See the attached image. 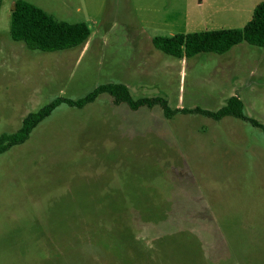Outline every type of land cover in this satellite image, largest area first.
Returning <instances> with one entry per match:
<instances>
[{"label": "rangeland", "instance_id": "rangeland-1", "mask_svg": "<svg viewBox=\"0 0 264 264\" xmlns=\"http://www.w3.org/2000/svg\"><path fill=\"white\" fill-rule=\"evenodd\" d=\"M15 1H0V135L109 82L172 108L216 111L238 97L264 124V47L178 58L153 45L241 28L264 0H28L91 29L85 45L49 53L11 38ZM0 264H264V131L134 110L109 93L61 104L0 154Z\"/></svg>", "mask_w": 264, "mask_h": 264}, {"label": "trees", "instance_id": "trees-1", "mask_svg": "<svg viewBox=\"0 0 264 264\" xmlns=\"http://www.w3.org/2000/svg\"><path fill=\"white\" fill-rule=\"evenodd\" d=\"M10 35L14 41L24 43L29 50L49 53L85 45L91 36V29L86 22L69 23L58 20L54 15L28 0H16L11 12ZM241 42L264 47V1L254 7L252 18L241 28L222 27L177 33L170 37L157 36L153 39V45L157 49L178 58H188L203 52L223 54ZM102 93H109L115 104L127 103L134 110L143 106L152 108L160 105L168 118L178 113H197L214 120L234 116L264 131L263 123L245 114L244 102L238 97H231L226 105L216 111L199 106L172 108L161 96L134 99L125 83L109 82L99 85L77 100L57 96L39 110L29 112L17 131L3 132L0 135V154L27 141L38 124L61 104L82 108L94 102Z\"/></svg>", "mask_w": 264, "mask_h": 264}, {"label": "crops", "instance_id": "crops-1", "mask_svg": "<svg viewBox=\"0 0 264 264\" xmlns=\"http://www.w3.org/2000/svg\"><path fill=\"white\" fill-rule=\"evenodd\" d=\"M257 4H258V3H257ZM257 4H256V5H257ZM256 5H255V6H256Z\"/></svg>", "mask_w": 264, "mask_h": 264}]
</instances>
